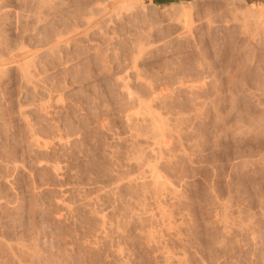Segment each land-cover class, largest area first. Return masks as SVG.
Returning <instances> with one entry per match:
<instances>
[{
  "label": "rangeland",
  "instance_id": "374dc122",
  "mask_svg": "<svg viewBox=\"0 0 264 264\" xmlns=\"http://www.w3.org/2000/svg\"><path fill=\"white\" fill-rule=\"evenodd\" d=\"M7 1L1 53L19 56L21 66L27 55L34 78L24 84L12 67L17 106L10 111L0 101V264H163L157 246L146 244L148 231L160 251L176 257L172 264L177 257L179 264H264V28L219 8L234 2L258 10L264 0H134V11L126 8L117 21L100 17L105 24L89 13L106 0ZM180 6L190 12L185 23ZM49 95L62 100L55 105ZM133 96L170 128L161 161L151 156ZM30 129L51 145L28 144ZM18 147L24 165L17 183L11 167ZM138 158L156 165L177 195L165 193L157 205ZM156 207L171 214L169 222H159ZM160 223L173 229L164 232Z\"/></svg>",
  "mask_w": 264,
  "mask_h": 264
},
{
  "label": "bare ground",
  "instance_id": "6f19581e",
  "mask_svg": "<svg viewBox=\"0 0 264 264\" xmlns=\"http://www.w3.org/2000/svg\"><path fill=\"white\" fill-rule=\"evenodd\" d=\"M34 1H37L38 3H40V4H42V5H50L51 4V0H34ZM133 1L134 0H106V1H104V2H100V3H98L96 6H95V8H93L91 11H90V13H89V15H90V18H89V20L91 19V20H93V22H95V21H97V20H95V19H97L96 17H98V18H100V17H102V19H103V17H106V19H107V21H105L106 23L107 22H109V21H113V19H115L116 21H117V19L118 18H122V14H126V13H128L127 12V10H129L130 9V11L129 12H131V10H133V9H131L133 6H131V8H130V5H132V3H133ZM163 1V0H162ZM171 1H175V0H171ZM225 1V0H224ZM231 1H234V0H231ZM11 2V1H10ZM136 2V0L134 1V3ZM238 2H239V0H238ZM8 3V1L7 0H0V11H2V9L3 8H6L7 7V4ZM160 3V2H159ZM181 3V2H180ZM232 3H234V2H232ZM231 2L229 3V4H226V6L227 7H225V5H224V7L222 6H220L219 8L220 9H225L226 8V10L225 11H227L229 14H231V16H232V20H236V15H237V12H239L240 13V15L241 16H239V17H241L242 18V16H243V18H251L252 19V22H255V23H257L259 26H260V29L262 30V28H264V4H260V6H258V10L256 9H254L253 7H250V8H244L243 6H235V5H233ZM239 3H241V2H239ZM135 5V4H134ZM221 5V4H220ZM136 6V5H135ZM173 6V5H172ZM171 6V7H172ZM177 6V5H176ZM245 6V5H244ZM252 6V5H251ZM181 7V8H180ZM179 8H180V10L179 11H181L180 13L182 14V16H183V18L181 17V14H180V17L182 18V20L184 21V23H185V21L186 20H188L189 18H190V12L188 13V11L185 9V11H184V9L182 8V6H180ZM126 8H128L126 11H124ZM170 8V7H169ZM178 8V7H177ZM190 8H192V7H190ZM215 8V7H214ZM4 10V9H3ZM13 10V9H12ZM10 11V10H9ZM134 11V10H133ZM138 11H140V10H138ZM192 11V10H191ZM210 11V10H209ZM242 11V12H241ZM15 12V11H14ZM17 12V11H16ZM18 12H20V11H18ZM165 12H167V11H165ZM221 12V11H220ZM1 13V12H0ZM10 13V12H9ZM21 13V12H20ZM19 13V14H20ZM168 13V12H167ZM2 14V13H1ZM6 14H7V12H6ZM11 14V13H10ZM9 14V15H10ZM13 14V13H12ZM16 14V13H15ZM32 14H34V13H32ZM83 15V14H82ZM130 15V14H129ZM245 15H247V16H245ZM1 16H3V15H1ZM1 16H0V19H1ZM16 16V15H15ZM26 16V15H25ZM126 16V15H125ZM165 16H166V14H165ZM169 16V15H168ZM189 16V17H188ZM230 16V17H231ZM17 17H19V16H17ZM175 17V16H174ZM205 17V16H204ZM228 17H229V15H228ZM7 18V17H6ZM20 18V17H19ZM241 18H239V19H241ZM11 19V18H10ZM14 19V18H13ZM18 18H16L15 17V22H16V20H17ZM28 19V18H27ZM83 19V18H82ZM101 19V18H100ZM101 19V20H102ZM180 19V18H179ZM207 19V18H206ZM210 19V18H209ZM251 19H250V21H251ZM21 20V19H20ZM109 20V21H108ZM131 20V19H130ZM171 20V19H170ZM181 20V19H180ZM225 20V19H224ZM232 20H230V21H232ZM85 21V20H84ZM103 21V20H102ZM103 21V23L105 24V22ZM176 21V20H175ZM202 21V20H201ZM206 21V20H205ZM223 21V20H222ZM229 21V20H228ZM92 22V21H91ZM115 22V21H114ZM167 22V21H166ZM177 22H179V20L177 21ZM220 22V21H219ZM225 22H227V20H225ZM224 21H223V23H225ZM17 23V22H16ZM85 23H87V22H85ZM97 23H98V21H97ZM113 23V22H112ZM138 23V22H137ZM212 23V22H211ZM221 23V22H220ZM228 23V22H227ZM255 23H253V24H255ZM87 24H89V22L87 23ZM92 24V23H91ZM178 24V23H177ZM180 24V23H179ZM182 24V23H181ZM189 24V23H188ZM213 24V23H212ZM252 24V25H253ZM107 25V24H106ZM182 25H184V24H182ZM181 25V27L183 28V26ZM209 25V24H208ZM185 26V25H184ZM226 26V25H225ZM258 26V27H259ZM261 26H262V28H261ZM92 27V26H91ZM96 28H97V26H95ZM99 27V26H98ZM102 27V26H101ZM105 27V26H104ZM186 27V26H185ZM254 27H256V25L254 26ZM70 28V27H69ZM84 28V27H83ZM88 28V27H87ZM106 28V27H105ZM184 29V28H183ZM99 30H100V28H99ZM185 30V29H184ZM68 31V30H67ZM71 31V30H70ZM97 31H98V28H97ZM187 31H189V30H187ZM260 31V30H259ZM69 32V31H68ZM67 32V33H68ZM72 32H73V29H72ZM72 32L70 33V34H72ZM100 32H102L101 30H100ZM7 33V32H6ZM68 33V35H67V38H68V36L70 35ZM262 33H264V31H262ZM4 34V33H3ZM100 34V33H99ZM103 34V33H102ZM185 34H187V32L185 33ZM189 34V33H188ZM105 35V34H104ZM103 35V36H104ZM241 35V34H240ZM61 36V39L62 38H64L65 39V37L63 36L62 37V35H59L58 37H60ZM57 37V38H58ZM106 38V37H105ZM108 38V37H107ZM55 43H54V45H51V46H53L54 48H57L58 49V42H59V40L60 39H56L55 38ZM2 31H1V26H0V45H1V43H2ZM5 41V40H4ZM135 41V40H134ZM65 42V41H64ZM57 43V44H56ZM63 43V42H62ZM61 43V44H62ZM81 43V42H80ZM55 44H56V46H55ZM135 44V43H134ZM133 44V45H134ZM137 44V43H136ZM141 44V43H140ZM60 45V44H59ZM98 45V44H97ZM46 46V45H45ZM48 46V45H47ZM65 46V45H64ZM138 46V45H137ZM67 47V46H66ZM54 48H51L50 47V49L48 50V55H50V56H52L53 57V55H54V52H55V50H54ZM94 48V47H93ZM142 48V47H141ZM143 48H144V45H143ZM143 48H142V50H143ZM62 49V48H61ZM135 49V48H134ZM1 50H2V48H1V46H0V101H3L4 103L3 104H5V106L7 105V107L9 108V110L10 111H12L14 108H15V106H17V103H18V99H14L13 98V96H12V94H13V90L12 89H10V86H12L13 84H12V77L9 75V71H10V69L12 68V67H16V69L17 70H19V73H20V80H21V82H23L24 84H28L29 83V86H30V83H31V81H32V79L34 78V77H31L32 75L30 74L31 73V71L29 72V69H28V67H29V65H30V63L29 64H27V62L28 61H30V60H28V61H26L25 62V60L24 59H26L27 57V55L25 56V57H23V61H24V63L23 64H25V65H23V66H21L20 64H19V62H20V60H18L19 58V56H14V55H12L10 58H7V59H5L4 58V56H3V54L1 53ZM59 50V49H58ZM112 50V49H111ZM138 50V49H137ZM57 51V50H56ZM139 51H141V50H139ZM139 51H138V53H139ZM22 52V51H21ZM98 52V51H97ZM27 53V52H26ZM89 53V52H88ZM103 53V52H102ZM22 54V53H21ZM27 54H29V53H27ZM58 54H59V52H58ZM107 54V53H106ZM140 54V53H139ZM100 55V54H99ZM103 55H104V53H103ZM137 55V54H136ZM135 55V56H136ZM38 56V55H37ZM134 56V55H133ZM8 57V56H7ZM31 57V56H30ZM101 57V56H100ZM32 58V57H31ZM36 58V57H35ZM96 58V57H95ZM20 59H22V57H20ZM133 60H135V59H133ZM132 60V62H135V61H133ZM19 61V62H18ZM100 61V60H99ZM102 61V60H101ZM63 65V64H62ZM101 65H103V64H101ZM134 64H132V66H133ZM30 68V67H29ZM34 68V67H33ZM134 68V67H133ZM103 69V68H102ZM135 69V68H134ZM87 70H89V69H87ZM107 70V69H106ZM130 70V69H129ZM183 70V69H182ZM191 71V70H190ZM104 72H106V71H104ZM91 73V72H90ZM138 73V72H137ZM137 73H135V74H137ZM138 75V74H137ZM137 75H135V76H137ZM167 75V74H166ZM133 76V75H132ZM189 76V75H188ZM88 77H89V75H88ZM139 77V76H138ZM137 77V81L139 80V78ZM141 77V76H140ZM176 77V76H175ZM128 78V77H127ZM136 78V77H135ZM143 78V77H142ZM136 80V79H135ZM143 80V79H142ZM127 81V80H126ZM146 81V80H145ZM174 81V80H173ZM180 81V80H179ZM178 81V82H179ZM181 81H183V80H181ZM15 82V81H14ZM36 82V81H35ZM129 82V81H128ZM142 82V81H141ZM19 83V82H18ZM33 83H34V80H33ZM38 83V82H37ZM182 83V82H181ZM32 84V83H31ZM179 84V83H178ZM177 84V85H178ZM186 84V83H185ZM184 83L183 84H181V85H185ZM33 85V84H32ZM126 85V84H125ZM20 86V85H19ZM116 86V85H115ZM127 86V85H126ZM145 86H149V85H145ZM25 87V86H24ZM183 87V86H182ZM45 88V87H44ZM126 88V90H128L127 88L128 87H124L123 86V89L122 90H124ZM186 88V87H185ZM187 88H189V87H187ZM149 89V88H148ZM151 89V88H150ZM149 89V90H150ZM179 89V88H178ZM192 89V88H191ZM130 90V89H129ZM128 90V91H129ZM19 91V90H18ZM125 91V90H124ZM125 92H127V91H125ZM155 92V91H154ZM128 93V92H127ZM130 93V92H129ZM135 93V92H134ZM121 94V93H120ZM136 94V93H135ZM142 94V93H141ZM128 95H130V94H128ZM153 95V94H152ZM126 96H127V94H126ZM131 96H132V94H131ZM135 96V95H134ZM134 96L133 97H130V98H134ZM190 96V95H189ZM59 97V96H58ZM128 97V96H127ZM18 98V97H17ZM129 98V97H128ZM135 98H136V100H139V101H141L139 98H137V96H135ZM154 98V97H153ZM42 99V98H41ZM146 99V98H145ZM48 100H53V102L55 103V105H57L58 104V102H60V100H62L61 98H58V100H57V98H56V100H54V96L52 97V96H48ZM129 100V99H128ZM135 99H133V101L132 102H130V104L131 103H133V104H135L136 106H138L137 107V111L138 110H140L138 113H139V115L137 114V112H136V116L138 115L139 117L137 118V119H139V121L142 123V126H145L144 128H146V131L148 130V132H149V135H150V137L152 138V142L151 141H148V142H150V144L152 143V145H153V147H151L152 149H153V151H151V150H149V151H151L152 153L153 152H156L157 154L159 153L160 155H158L159 156V160L158 159H156L157 160V162L158 161H161V159L163 158V156H161L162 154V144H163V142L165 143L166 141H165V139L167 138V137H170L171 136V131L170 130H168V129H170V128H167V126H166V123L164 122V120L161 118V117H159L158 115H156L154 112V114L153 113H151V111H154V110H152L151 109V107H149L148 105H145L144 103L145 102H139V101H136ZM144 100V99H143ZM117 101H119V100H117ZM48 102V101H47ZM52 102V103H53ZM128 102V101H127ZM159 102V101H158ZM49 103V102H48ZM125 103V102H124ZM126 104V103H125ZM124 104V105H125ZM129 104V105H130ZM147 104V103H146ZM122 105V104H121ZM127 105V104H126ZM119 106H120V104H119ZM135 106V107H136ZM25 107V106H24ZM48 106H45V104H40L39 105V113H42V114H48V111H47V108ZM129 107H131V106H129ZM132 107L134 108V106L132 105ZM139 108V109H138ZM50 109V108H49ZM56 109V108H55ZM151 109V110H150ZM54 110V109H53ZM133 110V109H132ZM134 111V110H133ZM135 113V112H134ZM157 113V112H156ZM133 114V113H132ZM168 115V114H167ZM166 115V116H167ZM13 116H14V114H13ZM169 116V115H168ZM11 117H12V115H11ZM132 117V116H131ZM25 119H26V116H25ZM165 119V118H164ZM22 120V119H21ZM136 120V119H135ZM163 120V121H162ZM167 120V119H166ZM11 123H12V125H11V137H13V139L15 140V143H16V141H18V140H20L19 138H20V134L18 133V123L16 122V118H15V116L13 117V118H11ZM17 123V124H16ZM138 124V123H137ZM140 124V123H139ZM7 126V125H6ZM28 128V127H27ZM179 128V127H178ZM63 129V128H62ZM173 129V128H172ZM142 130V129H141ZM58 131V130H57ZM135 131H136V129H135ZM140 131V130H139ZM145 131V130H144ZM143 131V132H144ZM145 131V132H146ZM170 131V132H169ZM130 132V131H129ZM148 132H147V134H148ZM131 133V132H130ZM138 133V132H137ZM177 133V132H176ZM132 134V133H131ZM185 134V133H184ZM176 135V134H175ZM174 136V135H173ZM180 136V135H179ZM131 137V136H130ZM134 137V136H133ZM147 137H149V136H147ZM24 138H26L27 140V142H28V144H30V145H32V146H34L37 150H41V148H48L50 145H49V143L50 142H46L45 140L43 141V140H41L38 136H36L35 134H33L32 132H31V129L30 130H28V131H26L25 132V137ZM135 138V137H134ZM171 138H172V136H171ZM179 138V137H178ZM59 139H61L60 138V136H59ZM23 140V139H22ZM21 141V140H20ZM62 141V140H61ZM146 141V142H147ZM180 141V140H179ZM63 142V141H62ZM136 142V141H135ZM147 142V143H148ZM19 143V142H18ZM179 143V142H178ZM17 144V143H16ZM15 144V145H16ZM27 144V145H28ZM146 144V143H145ZM149 145V144H148ZM162 145V146H161ZM18 146V145H17ZM147 146V145H146ZM150 146V145H149ZM164 147V146H163ZM150 148V147H149ZM167 149V148H166ZM142 150V149H141ZM2 151V150H1ZM167 152V151H166ZM22 147L21 148H17L16 149V151H15V159H14V161L12 162L13 164V166L11 167L12 168V171H13V173H14V175L16 176L15 177V179H16V181H17V183L19 182V178H20V169L22 168L21 166V164H23L24 165V158H23V155H22ZM150 153V152H149ZM148 152H147V154H149ZM165 153V152H164ZM173 153V152H172ZM151 154V153H150ZM149 154V155H150ZM149 155H147L148 157H149ZM153 155H155V153H153L151 156L152 157H154ZM138 156H140V155H138ZM165 156V155H164ZM141 157V156H140ZM155 157H156V155H155ZM160 157H161V159H160ZM157 158V157H156ZM18 159V160H17ZM135 159H136V157H135ZM139 159V158H138ZM141 159V158H140ZM140 159H139V161H138V163H136V165H137V167L138 168H141V172L142 173H140V176H141V180H142V184H143V186L144 187H146V188H150V189H152L154 192V194L152 193V190H148V191H151V193H152V195H154V197L153 198H155V201L157 202V205L158 204H161L160 203V200L162 199L161 197L162 196H164L165 195V193L166 194H169V195H173L174 196V191H176V188H175V190L172 188V186H170L169 185V182L167 183L166 182V180H164V179H166V178H161V175H163V174H158V171H157V169H156V167L155 166H152V165H146V163L144 162V160H141L140 161ZM148 159V158H147ZM146 159V160H147ZM153 159V158H152ZM153 160H155V159H153ZM167 161V160H166ZM170 161V160H169ZM131 162V161H130ZM134 162H137V161H134ZM149 163V162H148ZM10 164V163H9ZM150 164V163H149ZM145 167V168H144ZM50 170L52 171V172H54V173H56V172H58V170H59V166L58 165H56V166H51L50 167ZM173 171V170H172ZM160 175V176H159ZM167 176V175H166ZM1 177V176H0ZM130 178H132V177H130ZM8 179V178H7ZM133 180V179H132ZM125 181H127V180H125ZM5 182V181H4ZM134 183V182H133ZM132 183V184H133ZM180 185V184H179ZM13 187V186H12ZM176 187V186H175ZM142 188V187H141ZM117 189V188H116ZM174 190V191H173ZM212 190V189H211ZM113 191V190H112ZM137 192V191H136ZM177 192V191H176ZM212 192V191H211ZM178 193V192H177ZM144 194V193H143ZM151 195V196H152ZM175 195H177V194H175ZM211 195V194H210ZM165 196H167V197H170V196H168V195H165ZM212 196H213V194H212ZM218 196V195H217ZM176 197V196H175ZM151 198V197H150ZM161 198V199H160ZM164 198V197H163ZM174 198V197H173ZM179 198V197H178ZM217 198V197H216ZM72 199V198H71ZM81 199V198H80ZM20 200V199H19ZM85 200V199H84ZM166 200H168V199H166ZM150 202H151V200H149ZM154 201V200H153ZM163 201V200H162ZM174 201V200H173ZM173 201H171V202H173ZM178 201H179V199H178ZM210 201V200H209ZM59 202V201H58ZM142 202V201H141ZM148 202V201H147ZM155 202V203H156ZM166 202V201H165ZM168 202V201H167ZM211 202V201H210ZM219 202V201H218ZM230 202V201H229ZM228 202V203H229ZM238 202V201H237ZM19 203V202H18ZM137 203V202H136ZM152 203V202H151ZM169 203V202H168ZM69 204V203H68ZM144 204V203H143ZM142 204V205H143ZM222 204V203H221ZM246 204V203H245ZM65 205V204H64ZM75 205V204H74ZM155 206H156V204H154ZM162 205V204H161ZM173 205V204H172ZM223 205H226V204H223ZM223 205L221 206L220 205V207H222V209L224 208L223 207ZM244 205V204H243ZM15 206V205H14ZM94 206V205H93ZM150 206V205H149ZM165 206V205H164ZM168 206H170V205H168ZM189 206V205H188ZM211 206V205H210ZM217 206V205H216ZM249 206V205H248ZM6 207H8V206H6ZM68 207V209H69V207L70 206H67ZM154 207V206H153ZM159 207V206H158ZM172 207V206H171ZM185 207V206H184ZM226 207V206H225ZM230 206H228L227 207V210H228V208H229ZM143 208V207H142ZM157 208V207H156ZM34 209V208H33ZM140 209H141V207H140ZM146 209V208H145ZM159 209V211H157V212H159V215H160V217H158V218H161L160 219V221L159 222H163V224L165 223V221L166 222H169V217H170V215L171 214H169V215H166V214H168V213H166V212H164L165 211V209H164V211L161 209V207L160 208H157V210ZM188 209V208H187ZM221 209V211H223V210H225V208L222 210ZM8 210V209H7ZM94 210V209H93ZM230 210H232V209H230ZM229 210V211H230ZM68 211V210H67ZM90 211V210H89ZM152 211V210H151ZM220 211V212H221ZM226 211V210H225ZM225 211H223L224 213H225ZM64 212V211H63ZM95 212V211H94ZM220 212H219V214H220ZM222 212V213H223ZM136 213V212H135ZM217 213V212H216ZM132 214V213H131ZM237 214V213H236ZM261 214H264V213H261ZM97 215V214H96ZM143 215V214H142ZM158 215V214H157ZM165 215V216H164ZM175 215V214H174ZM179 215V214H178ZM183 215V214H182ZM221 215V214H220ZM229 215H230V213H229ZM99 216V215H98ZM144 216V215H143ZM151 216V215H150ZM188 216V215H187ZM221 216H224V215H221ZM220 216V217H221ZM227 217H228V215H226ZM234 216V215H233ZM246 216V215H245ZM262 216H264V215H262ZM152 217H153V212H152ZM166 217V218H165ZM172 217V216H171ZM170 217V218H171ZM190 217H192V216H190ZM195 217V216H194ZM194 217H193V220H194ZM216 217V216H215ZM219 217V218H220ZM227 217H222V218H227ZM99 218V217H98ZM97 218V219H98ZM139 218V217H138ZM155 218V217H154ZM182 218H183V216H182ZM96 219V220H97ZM100 219H101V217H100ZM100 219H99V221H100ZM130 219V218H129ZM156 219V218H155ZM188 219V218H187ZM238 219V218H237ZM141 220V219H140ZM152 220V219H151ZM162 220V221H161ZM171 220H173V219H171ZM221 220V218L219 219V221ZM233 220V219H232ZM249 220V219H248ZM98 221V220H97ZM139 221V220H138ZM143 221V220H142ZM157 221V220H156ZM178 221V220H177ZM180 221H181V219H180ZM179 221V222H180ZM197 221V220H196ZM217 221V220H216ZM101 222L102 223H100L101 224V227L100 228H104V227H102L103 225L102 224H104V222H103V220H101ZM159 222H158V224H159ZM171 222V221H170ZM182 222V221H181ZM189 222H192V220L191 221H189ZM195 222V221H194ZM218 222V221H217ZM221 222H225V221H221ZM226 222H227V219H226ZM232 222V221H231ZM160 223V224H161ZM171 223H173V222H171ZM187 223V222H186ZM236 223V222H235ZM112 224V223H111ZM178 224V223H177ZM181 224V223H180ZM218 224H220L219 222H218ZM241 224V223H240ZM150 225V224H149ZM162 225V224H161ZM171 225L172 224H170V223H166V225L164 226V225H162V226H160V227H162L163 228V231L165 232H167V233H170V232H168L169 231V226H170V228H172L171 227ZM176 225V224H175ZM189 225V224H188ZM192 225V224H191ZM225 225V229H227V231H228V227H226L227 226V224H224ZM241 225H243V224H241ZM245 225V224H244ZM108 226V225H107ZM112 226V225H111ZM142 226V225H141ZM150 226H152V225H150ZM173 226V225H172ZM178 226V225H177ZM240 226V225H239ZM249 226V225H248ZM252 226V225H251ZM159 227V228H160ZM223 227H221L223 230H224V228ZM230 227V226H229ZM231 227H233V225L231 226ZM231 227H230V229H231ZM115 228H117V227H115ZM165 228V229H164ZM177 228V227H176ZM181 228V227H180ZM187 228V227H186ZM245 228H246V225H245ZM245 228H244V230H245ZM173 229V228H172ZM233 229V228H232ZM248 229V227L246 228V230ZM156 230V229H155ZM176 230V229H175ZM222 230V231H223ZM104 231V230H103ZM147 231V230H146ZM173 231V230H172ZM224 231H226V230H224ZM223 231V232H224ZM226 231V233L228 234V233H230V232H227ZM241 231H242V229H241ZM99 232V231H98ZM106 232V231H105ZM104 232V233H105ZM152 232H153V230H152ZM222 232V233H223ZM96 233V232H95ZM148 233V235L147 236H145L146 237V241L148 242V243H146L148 246L150 245V242H151V244L153 243L154 245H155V247L157 246L158 247V241H159V239L158 238H156L157 236H154L153 235V233H152V235H150V233H149V231L147 232ZM156 233V232H155ZM178 233V232H177ZM111 234V233H110ZM146 234V233H145ZM227 234H225V235H227ZM245 234H246V232H245ZM189 235V234H188ZM170 236V235H169ZM173 236V235H172ZM175 236V235H174ZM177 236V235H176ZM198 236V235H197ZM104 237H105V235H104ZM163 237V236H162ZM178 237V236H177ZM2 238V237H1ZM21 238V237H20ZM24 239V238H23ZM104 239V238H103ZM16 240H17V238H16ZM189 240V239H188ZM15 241V240H14ZM19 241V240H18ZM144 241V240H143ZM17 242V241H16ZM19 243V242H18ZM23 243V242H22ZM185 243V242H184ZM189 243V242H188ZM217 243V242H216ZM215 243V244H216ZM7 244V243H6ZM16 244V243H15ZM145 244V245H146ZM260 244V243H259ZM1 245V244H0ZM5 245V244H4ZM21 245V244H20ZM91 245V244H90ZM162 245V244H161ZM165 245V244H164ZM218 245V244H217ZM3 246V245H2ZM17 246H18V244H17ZM23 246V245H22ZM151 246V245H150ZM187 246V245H186ZM5 247V246H4ZM8 247V246H7ZM146 247V246H145ZM152 247H154V246H152ZM151 247V248H152ZM156 247V250H158L159 251V253L162 255L161 256V261L163 262V264H172L173 263V259H174V257L173 256H171V255H169L168 253H167V249H166V251H160L158 248ZM162 247V246H161ZM10 248V247H9ZM17 249V248H16ZM155 249V248H154ZM8 250H10L11 251V249H8ZM12 250H13V248H12ZM23 250V249H22ZM169 250V249H168ZM21 251V250H20ZM26 251H28V250H26ZM115 251V250H114ZM151 251V250H150ZM14 252V251H13ZM12 252V253H13ZM23 251H21V254H23L22 253ZM115 252H120V254L122 253L120 250L119 251H115ZM155 252V251H154ZM11 253V252H10ZM27 253V252H26ZM171 253V252H170ZM194 253V252H193ZM107 254V253H106ZM171 254H173V252L171 253ZM195 254H197V253H195ZM14 255V254H13ZM116 255H118L117 253H116ZM122 255V254H121ZM179 255V254H178ZM186 255V254H185ZM154 256V255H153ZM160 256V255H159ZM192 256V255H191ZM29 257V256H28ZM27 257V258H28ZM119 257H120V255H119ZM157 257V256H156ZM31 258V257H30ZM176 258V257H175ZM178 258V260L179 261H181V259L179 258V257H177ZM203 258V257H202ZM4 259V258H3ZM20 259V258H19ZM119 259V258H118ZM131 259V258H130ZM155 259V258H154ZM153 259V260H154ZM205 259V258H204ZM201 260V258H200V260H201V263L203 262H205V260ZM13 260V259H12ZM23 260V259H22ZM156 260V259H155ZM158 260V259H157ZM177 260V259H176ZM175 260V261H176ZM177 260V261H178ZM184 260H186L185 259V257H184ZM183 260V261H184ZM120 261V260H119ZM175 261H174V264H175ZM176 261V262H177ZM179 261H178V264H179ZM161 262V263H162ZM185 262V261H184ZM27 263V262H26ZM116 263V262H115ZM206 263V262H205ZM204 263V264H205ZM184 264V263H183Z\"/></svg>",
  "mask_w": 264,
  "mask_h": 264
},
{
  "label": "water",
  "instance_id": "95a60500",
  "mask_svg": "<svg viewBox=\"0 0 264 264\" xmlns=\"http://www.w3.org/2000/svg\"><path fill=\"white\" fill-rule=\"evenodd\" d=\"M163 1H165V0H163ZM163 1H159V2L161 3V2H163ZM159 2H158V3H159Z\"/></svg>",
  "mask_w": 264,
  "mask_h": 264
}]
</instances>
